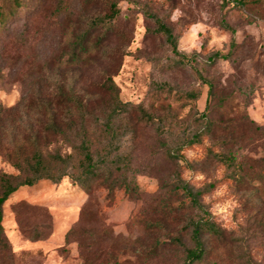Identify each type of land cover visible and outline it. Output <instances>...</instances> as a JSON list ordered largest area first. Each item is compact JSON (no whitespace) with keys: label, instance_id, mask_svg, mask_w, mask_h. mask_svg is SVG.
I'll return each mask as SVG.
<instances>
[{"label":"rangeland","instance_id":"obj_1","mask_svg":"<svg viewBox=\"0 0 264 264\" xmlns=\"http://www.w3.org/2000/svg\"><path fill=\"white\" fill-rule=\"evenodd\" d=\"M97 18L109 20L110 31L90 60L77 65L74 45ZM160 24L173 31L179 55ZM103 31L91 29L89 43ZM215 55L221 58L212 60ZM107 76L123 102L145 108L154 103V88L169 86L163 103L181 128L194 126L193 106L215 122L233 120L217 125L204 143L216 154L234 155L236 176L246 180H227L232 171L197 147L183 151V167L170 164L148 129L134 149L139 200L121 189L108 200L104 188L88 194L69 179L41 180L12 195L4 205L12 264H184L193 245L184 226L199 215L183 213L153 230L142 220L154 215L169 190L162 185L176 170L206 192L201 201L222 230L221 238L204 236L206 256L196 264H264V0H29L0 31V173L17 174L4 149L40 129L33 103L61 84L96 97ZM49 148L71 152L57 139ZM73 227L79 232L67 242Z\"/></svg>","mask_w":264,"mask_h":264},{"label":"trees","instance_id":"obj_2","mask_svg":"<svg viewBox=\"0 0 264 264\" xmlns=\"http://www.w3.org/2000/svg\"><path fill=\"white\" fill-rule=\"evenodd\" d=\"M28 3L29 0H0V31L20 11L25 10ZM108 21L101 18L92 20L91 29L103 28L104 31L92 45L89 43L91 29L78 39L71 54L75 64L85 63L90 60L92 49H100L110 31ZM159 31L164 33L174 53L179 55L173 31L165 24H160ZM220 58V55H215L212 60ZM208 83L212 96L214 86L212 82ZM96 93V97L81 95L74 87L61 84L46 99L33 103V112L40 119V129L30 133L19 146L4 149L8 163L17 171V174L0 173V260L4 263L12 264V250L4 228V205L21 188L32 187L41 180L60 184L69 179L88 194L96 187L104 188L108 200H114L119 189L124 190L132 200L141 199L143 194L137 181L139 170L134 163V149L149 130L155 133L161 150L158 151L170 164L183 167L180 162H184V165L188 163L183 151L197 147L206 157L226 165L232 171L227 180H246L245 176H236L239 170L234 155L216 154L204 143V139L212 136L217 125L233 126V120L215 122L210 118L209 111L199 113L193 106L190 116L195 122L194 126L188 122L187 127L181 128L176 115H172L171 109L163 103L172 93L169 86L160 85L154 88L153 94V102H159L166 116L160 114L154 103L145 108L143 105L123 102L111 76L98 85ZM192 97L196 98L194 95ZM177 129L181 131L176 134ZM54 139L62 141L71 152L50 150ZM42 141H45V145ZM165 187H169V190L152 209L154 215H148L160 218L151 220L144 216L143 224L147 229L163 228L165 221L177 215L197 213L199 216L196 219L188 218L183 230L189 232L193 244L186 250L184 264H196L206 256L204 236L211 234L221 238L222 230L201 201L206 192L193 187L178 170L170 176L168 184L162 185V190ZM212 187L214 184L209 186ZM86 210L87 207L82 211V216ZM78 232L77 227L71 228L66 241ZM175 240L177 244H182L178 237ZM163 245L164 242L155 245V249ZM87 259L86 262L89 261Z\"/></svg>","mask_w":264,"mask_h":264}]
</instances>
